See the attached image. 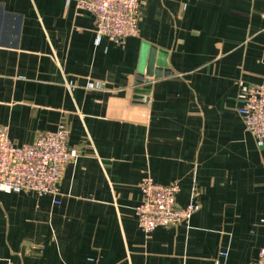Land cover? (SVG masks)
Wrapping results in <instances>:
<instances>
[{
    "label": "crops",
    "instance_id": "obj_1",
    "mask_svg": "<svg viewBox=\"0 0 264 264\" xmlns=\"http://www.w3.org/2000/svg\"><path fill=\"white\" fill-rule=\"evenodd\" d=\"M75 1L0 0V127L23 145L62 123L76 152L55 196L0 191V264H250L264 146L236 94L239 80L264 84V0H141L139 32L120 44ZM151 47L170 73L137 83ZM146 176L198 210L143 233Z\"/></svg>",
    "mask_w": 264,
    "mask_h": 264
},
{
    "label": "built area",
    "instance_id": "obj_2",
    "mask_svg": "<svg viewBox=\"0 0 264 264\" xmlns=\"http://www.w3.org/2000/svg\"><path fill=\"white\" fill-rule=\"evenodd\" d=\"M75 5L93 14L97 37L120 44L139 32L141 0H76ZM236 100V111L245 129L256 145L263 147L264 84L239 80ZM67 137L68 129L61 123L55 130L40 134L32 143L15 145L6 129L0 127V191L55 196L63 167L76 158V152L67 145ZM139 187L141 200L134 215L143 233H150L157 227L179 225L199 208L194 198L185 206L176 204L179 191L176 182L164 185L146 176ZM215 264L223 263L216 260ZM250 264H264V247Z\"/></svg>",
    "mask_w": 264,
    "mask_h": 264
},
{
    "label": "water",
    "instance_id": "obj_3",
    "mask_svg": "<svg viewBox=\"0 0 264 264\" xmlns=\"http://www.w3.org/2000/svg\"><path fill=\"white\" fill-rule=\"evenodd\" d=\"M158 52V55H161L163 51L161 50H155V47H151L150 53H149V58H145L144 56L141 58L138 66V74H137V83H141L145 80L144 77L146 76H153V77H160L161 75H166L170 73L169 69H167V62L164 59H159L153 63L152 58H153V53ZM156 66V67H155ZM149 86H144L143 89L141 88H136L134 90V95L133 98L137 99L142 96L139 95V93H148ZM143 98V97H142ZM146 99V98H145Z\"/></svg>",
    "mask_w": 264,
    "mask_h": 264
}]
</instances>
